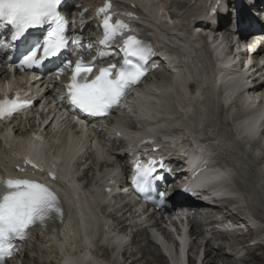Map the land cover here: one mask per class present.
<instances>
[{"label":"snow or ice","instance_id":"obj_1","mask_svg":"<svg viewBox=\"0 0 264 264\" xmlns=\"http://www.w3.org/2000/svg\"><path fill=\"white\" fill-rule=\"evenodd\" d=\"M62 3L63 0H0V22L12 32L11 43L0 42V49L11 50L16 41L32 30L44 29L43 38L30 43L17 59L11 55L6 59L22 70L41 68L46 61L60 59V65L54 70L56 78L62 77L66 70L71 73L64 86L65 96L61 99L66 98L73 107L91 116L104 117L113 110L127 107L128 96L146 75L147 61L155 54L152 44L138 38L139 30L129 23L114 20L112 2L105 0L104 5L97 9L103 31L97 57L90 62H85L83 57L75 61L64 59L63 54L69 51L70 44L80 45L75 49L77 51L83 46L81 38L69 39V19L62 13ZM118 15L132 16L131 13ZM117 37L122 38V44L116 43ZM87 47L91 51L92 45ZM113 47L122 54L123 62L119 67L116 63H108L93 75L96 60L102 59L105 51ZM31 107L32 97L28 92H16L12 97L0 96V123ZM37 139L42 141V134L37 135ZM26 163L41 172L44 170L31 158H26ZM133 168L134 187L140 193L149 192L164 178L161 175V171L165 170L162 161L151 159L142 164L137 160ZM48 175L56 179L53 173ZM157 196L158 203H165L166 193L159 192ZM63 215L60 198L54 189L36 180L5 178L0 173V264H8V260L15 255L17 241L25 240L31 231L45 228L49 221Z\"/></svg>","mask_w":264,"mask_h":264},{"label":"bare ground","instance_id":"obj_2","mask_svg":"<svg viewBox=\"0 0 264 264\" xmlns=\"http://www.w3.org/2000/svg\"><path fill=\"white\" fill-rule=\"evenodd\" d=\"M99 1V0H98ZM88 5L91 6L92 5V0H88ZM205 27L209 26L208 24L204 25ZM190 34V33H189ZM185 46H188V44H185ZM217 46V45H216ZM253 46V44H252ZM255 46V45H254ZM261 45H258L257 47H260ZM251 49H255L256 50V46L255 48H251ZM217 51L220 52V48H217ZM211 54H209L210 57ZM226 55V54H225ZM222 52L218 55V58H221L223 56H225ZM195 62L197 63V67L199 69H203V71H205V65H207L209 63V60L205 59L203 56L200 59H196ZM227 63V61L225 62ZM221 65V64H220ZM223 66H225V64H223ZM196 67V64H195ZM188 71L187 73H185L184 71L182 72L181 75H172L171 77L174 79V82L178 83V80L181 81V88L182 90H184V86L187 83L189 78H194L195 73L193 71V68L191 66V64H189L187 66ZM178 70V68L173 67V71L176 72ZM207 71L208 73L205 74L206 77H208V82L212 85V89H215L214 92L218 91L220 93H222L219 97H222L223 94L227 95L228 97H225L224 100H219L218 105L216 104V102H214V109L218 112V120L217 121H212L213 125L215 128H217L218 125H222L223 128H219L218 133H216V130H213L210 132L209 135H213L215 136L216 140H217V144L221 145V148L218 149L217 152H219V154L223 157V171L226 170H235V164L232 167V164L230 161L234 162L235 161H242V162H253L254 158L256 157L255 154L258 155L257 151L259 150V152L261 153L260 148L255 144V143H250V140L253 137V134H255V132H252V130H256V132H258L259 128H257L258 124H253V118L256 117L255 114H253L254 111H258V112H262L263 111V104H264V95L262 96L261 93H264V82L263 83H259L254 85V90L250 89L248 91V88L246 86L239 87L235 81V77L237 74L233 75V77H230V81L227 83L225 80L224 82L222 81V77H220L217 73H214L212 70V66L209 65L207 67ZM0 72H2V69H0ZM167 73V72H166ZM183 77V78H182ZM234 82V83H233ZM253 83H251L252 86ZM173 85V83L171 84V86ZM246 89V90H245ZM174 95L173 97H170L171 99H167V103L170 101H173L174 103L177 102V91H173ZM202 94L201 93H195L194 97L192 98V101L187 105L184 104V106L182 105V101L180 103V105H182V109H180V113L179 115L182 116L181 114V110H187L189 107H197L199 109H202L203 103H198V99H200V96ZM216 96V93H215ZM197 100H196V99ZM243 98H245L247 101H251L252 104L249 105L250 107L247 109L252 110V112L250 110H247V112L249 113L248 115L242 114L239 109L237 108L238 105L240 103H242V101L244 100ZM229 103H233V106H231ZM199 104L201 105V107H199ZM179 105V106H180ZM225 105V106H223ZM229 107V110H228ZM251 112V113H250ZM209 118L210 120H214L216 118V116H213L211 113V110L209 111ZM170 115L166 114V118L162 121V123L156 125H151L150 127L146 128L145 130H148L149 128H154L156 126V131H159L160 129H163L165 127H177L178 123L176 121L174 122H170ZM250 120V121H249ZM195 123V125L191 124V121H187L189 127H191L193 130H195L193 128V126L197 125V121H193ZM151 123H154L151 122ZM230 126V127H229ZM225 131H228V137L227 139H225L226 141H223L224 135L223 133ZM221 140L223 141V143H221ZM37 148V147H36ZM35 149V148H33ZM33 149H30V151H32ZM166 152V147L164 146L163 148L160 149V151L158 153H156V156H162L164 155V153ZM119 160H122V158H119ZM179 161H175V163H178ZM225 164H227V167H225ZM231 164V166H230ZM245 164V163H242ZM186 165L188 164H184L183 168L186 167ZM211 167L214 166H218L221 167L222 164L219 160H215L211 165ZM230 166V168H229ZM256 167V166H255ZM183 168L177 169V172L184 170ZM244 167V171L239 170L238 174H243L242 179L244 178V176L246 175V171L248 170H254L252 169L250 166H248V169ZM257 168H263L262 166H257L256 169L254 170L257 173ZM264 169V168H263ZM207 175L206 173L204 175L201 176L200 181L198 182V186H202L204 184V176ZM222 178L225 180H228L229 178L232 179V174H230L228 171L225 172L224 174H222ZM211 178H208L207 180H210ZM192 178H190L187 175H181L180 178L177 181H174L172 183V185L178 184V183H183L184 186L188 189L186 192V196H183L182 198V202L185 204L187 202L188 196L195 192L192 183H193ZM254 182L257 185V188H259L260 185L263 186V183H260L257 180H254ZM258 183V184H257ZM197 185V184H196ZM241 186V184L239 185ZM256 188V189H257ZM134 201V200H133ZM193 202H195L193 200ZM70 205L71 209H75L76 206L74 207V201H70ZM108 206V205H106ZM122 208L119 212H117L116 210H113L111 213L114 215H111L108 217V220L111 221V219H114L113 221H111L115 226H121L122 231L119 233V235L122 234L123 238H127L128 233L131 232L132 234V242L131 244H128L125 246V259L127 260V262H130L131 264H159V263H163V259L162 258H158L155 253V251H152V249H150V252H148V247L143 244L144 240H142V236L144 234V230L141 228L142 226L139 225L140 221L142 220L139 216L136 215V212H134L133 208L129 205V203H124L120 205ZM86 208H84V212L81 209H77L76 210V214L73 213V217L70 216V219L67 220V224H65V228H66V233H65V240L62 239L63 243H60V245L62 246V249H64V247L71 245V249L72 247L75 245V248H81L82 247V243H85L84 240L86 238H88L94 231L91 230V232L89 231L88 233H85V225H88L90 229H92L91 227H93L95 224H99L98 220H94L95 218V212L98 210L94 209V208H90L87 205L85 206ZM107 209V207H103L102 211H105ZM120 209V208H119ZM118 209V210H119ZM127 209V210H126ZM197 211H199L200 213L197 214V216H195V223L200 225L201 228H210L211 226H215V225H220L219 223L216 222L215 218L216 215L222 214L223 213V209L220 207H211V206H203L202 209L201 208H196ZM125 211V212H124ZM124 212V213H123ZM119 213H123L122 217H118L117 215ZM256 216L262 220H264V218H262L260 216L259 213L255 212ZM130 215L129 218H127V216ZM81 217V218H80ZM78 218H80L78 220ZM74 219V222H72ZM224 220L226 221L225 224L231 222L235 225H239V223H241L242 218H240L239 216H229V217H225ZM72 223V224H71ZM118 223V224H116ZM71 224V225H70ZM109 222L105 221L104 223V229L107 232L105 234L106 237L108 236H116L115 233H110V227L107 230L108 226H109ZM70 225V226H69ZM114 230H119L118 228H115ZM227 235H229L230 237H233V235H239L237 238H240L237 242V244L234 245V247H243L244 250H246V256H244V260H248V259H252L250 262H248L247 264H264V245H260V244H255L254 246H247L248 243V235H245L244 232H242L241 230H235L233 233L232 232H227ZM241 235V236H240ZM204 236V232L200 233V237L198 238V242H200L202 240ZM116 238V237H115ZM227 237H225L224 234H221L219 238H214V242L215 244L220 243V242H228V247L231 248L232 244L228 241V239H226ZM163 239V237H159L158 240L161 241ZM213 240H210L208 242V247L209 249L207 250V252L205 253V260L204 263L205 264H225L224 261L225 260H230V258H227V254L225 253L226 250V246L219 244L220 245V249L218 251H215L214 246L211 245V242ZM51 239L49 237H44L42 239V243L44 245V247H48L50 249L53 248H57L56 246H54V244H52V242L50 243ZM150 244L152 246H155L151 241ZM43 245H40V247H43ZM43 247V248H44ZM259 252H263V255L258 256L257 253ZM49 256L52 258L53 257V253H48ZM90 259V257H87L86 259H84L85 263ZM65 263H68L67 258H65ZM29 261L33 262L32 264H46V262L42 261V258L40 256L35 255V251L32 250L30 251V258ZM25 264H31L30 262H26ZM90 264H102L97 262L94 259L90 260ZM125 264H127L125 262ZM164 264V263H163ZM227 264H231V263H227Z\"/></svg>","mask_w":264,"mask_h":264},{"label":"rangeland","instance_id":"obj_3","mask_svg":"<svg viewBox=\"0 0 264 264\" xmlns=\"http://www.w3.org/2000/svg\"><path fill=\"white\" fill-rule=\"evenodd\" d=\"M247 173H246V175L244 176V178L242 179L243 181H242V184H241V187L243 188V185H246L245 186V191H247L248 193H250V192H253L254 190H257L256 188H257V185H256V183L254 182V180H252V178L254 177V176H257L256 174L258 173H256L254 170H248V171H246ZM258 184V183H257ZM259 188L261 189V190H264V183H263V186L262 185H260L259 186ZM258 197L260 198L259 199V204H260V206H256L255 207V212H257V213H259L260 214V216L261 215H264V197L263 196H261V194H258ZM262 217V216H261ZM263 218V217H262ZM129 234H131V232H129ZM142 240H144V243L143 244H145L147 247H148V252H150V249H152V251H156L155 250V248L154 247H152V245L149 243V241L147 240V238H146V234L144 233L143 234V236H142V238H141ZM230 239V238H229ZM231 240V239H230ZM221 243H223V242H221ZM226 242H224V244H225ZM214 246H215V244H213ZM249 245H253L252 244V242L251 241H249ZM215 248H217V250H218V248H219V245H216L215 246ZM228 249L226 250V252L227 253H230V254H227V258H230V260H225L224 261V263L225 264H227V263H231V264H247L248 262H250L251 260L250 259H246V260H244V256H246V250H244L243 249V247H235V248H233V249H231V251H230V249H229V247H227ZM225 252V253H226ZM233 252H235L234 254H233ZM238 254V256H235V255H237ZM233 255V256H232ZM257 255L258 256H260V255H263V252H259V253H257ZM242 257V260H239V258H241ZM31 263V262H30ZM32 264V263H31ZM154 264V263H153ZM157 264V263H156ZM159 264H163V263H159Z\"/></svg>","mask_w":264,"mask_h":264}]
</instances>
